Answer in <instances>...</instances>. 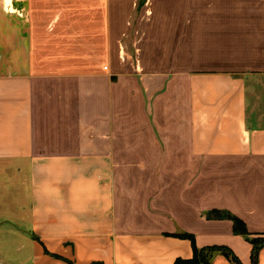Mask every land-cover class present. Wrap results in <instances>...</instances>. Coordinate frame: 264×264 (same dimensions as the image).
<instances>
[{"label":"crops","instance_id":"crops-1","mask_svg":"<svg viewBox=\"0 0 264 264\" xmlns=\"http://www.w3.org/2000/svg\"><path fill=\"white\" fill-rule=\"evenodd\" d=\"M251 239L264 0H0V264H176L195 247L264 264Z\"/></svg>","mask_w":264,"mask_h":264},{"label":"trees","instance_id":"trees-1","mask_svg":"<svg viewBox=\"0 0 264 264\" xmlns=\"http://www.w3.org/2000/svg\"><path fill=\"white\" fill-rule=\"evenodd\" d=\"M214 217L217 218H229L233 221L234 226V232L237 234H241L249 238V233L247 230V226L244 223V221L239 218L238 216L228 212V211H220L215 210L212 212ZM184 236H188L187 234ZM254 249H253V259L254 261L257 260L258 250L260 245L264 242L262 239H251ZM195 256L193 259L189 261H183L178 260L176 264L185 263V264H209L210 263V256L211 251L210 249L204 250V249H198L197 247L194 248ZM228 257H231L237 264H240L237 262L236 257L229 251L228 249L224 250Z\"/></svg>","mask_w":264,"mask_h":264},{"label":"rangeland","instance_id":"rangeland-1","mask_svg":"<svg viewBox=\"0 0 264 264\" xmlns=\"http://www.w3.org/2000/svg\"><path fill=\"white\" fill-rule=\"evenodd\" d=\"M133 26L135 27L136 26V17H133Z\"/></svg>","mask_w":264,"mask_h":264}]
</instances>
